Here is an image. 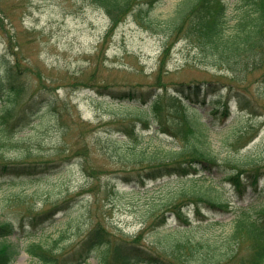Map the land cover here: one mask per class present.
Segmentation results:
<instances>
[{
  "label": "rangeland",
  "instance_id": "obj_1",
  "mask_svg": "<svg viewBox=\"0 0 264 264\" xmlns=\"http://www.w3.org/2000/svg\"><path fill=\"white\" fill-rule=\"evenodd\" d=\"M179 1L160 0L147 16L152 26L147 28L138 24L134 14L110 26L104 11L89 0H0L1 70L2 62L13 63L18 58L22 62L18 81L27 82L33 94L37 76H41L49 90L43 92L61 101L65 120L63 127L57 125L42 98L38 99L37 107L28 111L26 120L13 125L10 133L0 132V161L63 160L59 166L43 172L0 177V220L16 224V232L8 239L21 250L13 264H19L28 242L39 241L68 250L96 223L116 236L133 239L171 258L174 256L162 249L164 242L167 244L182 234L198 236L205 231L229 229L238 211L234 203L229 211L202 207L203 216L213 221L209 228H205V223L200 224L190 209H186L187 214L195 219L183 230L176 229L179 221L169 212L163 224L151 221L155 217L151 215L178 200L183 192L211 193L217 189L232 202L236 197L223 177L224 171H214L211 178L200 172L183 177L165 176L145 183H139L134 175L130 181H124L120 172L126 164L103 154L106 121L117 114L136 118L124 114L127 108L122 104H132L138 99L100 94L94 85L88 86L105 81L114 90L146 91L155 87L157 92L168 94L174 91L175 83L228 79L229 73L208 61L209 57L197 43L180 36L173 42V38L169 39L166 51L160 56ZM223 1L231 25L243 0ZM240 85L255 101L252 113L238 108L233 99L229 116L214 117L204 110L201 121L208 125L205 133L217 158L243 164L256 160L263 164L264 71L252 72ZM68 112H72V117ZM82 122L88 125L83 126ZM233 127L238 132L232 131ZM64 128H67L65 134ZM178 129L179 132L164 131L153 123L143 133L150 145L159 143L165 148H177L186 139L182 127ZM69 148L76 151L74 156ZM209 182L213 186L208 187ZM80 191L82 194L77 195ZM64 199L68 202L47 219L36 224L29 220V215L45 211L49 205ZM237 204L253 209L264 204V172L258 192L249 186ZM168 232L175 233L167 236ZM36 262L26 254L24 264ZM87 264H96L93 255Z\"/></svg>",
  "mask_w": 264,
  "mask_h": 264
},
{
  "label": "trees",
  "instance_id": "obj_2",
  "mask_svg": "<svg viewBox=\"0 0 264 264\" xmlns=\"http://www.w3.org/2000/svg\"><path fill=\"white\" fill-rule=\"evenodd\" d=\"M159 1L90 0L104 10L113 25L123 20L129 12H134L135 19L144 27H152L151 20L144 13L150 12ZM241 5L235 21L229 25L227 6L223 0H180L168 26L170 38L176 39L181 35L197 43L209 57L208 61L229 73L228 79L175 83L174 91L168 94L157 92L155 87L138 91L140 94H136L137 91H114L112 85L105 81L88 85H94L100 94L140 97V102L145 104L127 107L135 109L145 125L150 124L151 120L164 131L179 132V127L184 130L186 139L182 146L165 148L159 143L150 145L135 128L134 121L114 119L109 122L113 128L107 129L103 154L126 164L127 167H123L121 172L125 180H131L133 175L142 182L166 175L183 177L199 172L211 178L214 171H224L223 177L230 183L236 197L244 196L248 183L253 190H257L264 163L254 160L243 164L217 158L205 133L208 125L200 117L203 110L214 117L229 116L233 99L238 108L250 113L256 107L255 101L241 85L239 87V83L252 72L264 71V0H243ZM1 65L0 93L3 95L0 96L3 99L0 106V132L4 134L15 123L21 122L27 110L37 105V97L28 102L18 101L27 89L24 83L18 82L22 65L18 58L13 59V63L6 60ZM39 90L37 88L36 92ZM46 98V107L53 119L58 123L65 121L64 110L57 99L52 96ZM68 113L72 117V112ZM66 129L62 130L63 134ZM231 129L237 131L234 127ZM69 151L74 153L73 156L76 154L72 148ZM62 162L44 159L28 162L3 160L0 161V176L19 177L43 172ZM211 186L209 182L208 187ZM67 202L68 199H64L49 205L45 211L30 213L32 223L47 219ZM229 204V197L217 189L211 193L201 190L183 192L178 200L168 204L151 221L163 224L167 217L165 212L169 211L182 224L178 229L183 230L191 226L189 224L192 221L186 209L193 210L201 219L205 218L202 207L225 211L229 210ZM238 208L229 229L205 231L198 236L182 234L167 244L164 242L162 249L171 253L173 258L139 245L128 237L116 236L100 223L94 224L71 249L62 251L55 245L29 242L26 250L36 259L37 263L34 264H81L88 262L95 251L98 252L94 254L97 264H264V204L254 209L242 205ZM15 230L13 222L0 220V264H12L20 253L19 245L7 239ZM175 232L166 234L168 236Z\"/></svg>",
  "mask_w": 264,
  "mask_h": 264
},
{
  "label": "bare ground",
  "instance_id": "obj_3",
  "mask_svg": "<svg viewBox=\"0 0 264 264\" xmlns=\"http://www.w3.org/2000/svg\"><path fill=\"white\" fill-rule=\"evenodd\" d=\"M26 255L23 254L19 259V264H24Z\"/></svg>",
  "mask_w": 264,
  "mask_h": 264
}]
</instances>
